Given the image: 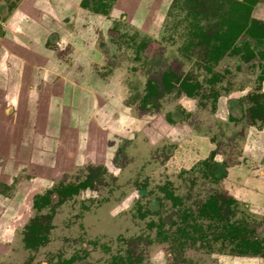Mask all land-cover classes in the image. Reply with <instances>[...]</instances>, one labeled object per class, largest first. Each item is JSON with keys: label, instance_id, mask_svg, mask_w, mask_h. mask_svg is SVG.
Returning a JSON list of instances; mask_svg holds the SVG:
<instances>
[{"label": "rangeland", "instance_id": "1", "mask_svg": "<svg viewBox=\"0 0 264 264\" xmlns=\"http://www.w3.org/2000/svg\"><path fill=\"white\" fill-rule=\"evenodd\" d=\"M16 1L0 0V15H6L8 7L10 9L11 4L15 5ZM132 1L134 0L117 1L114 5L115 12L111 14L115 15L116 22L114 18L108 17H103L96 26L91 22L87 31L89 34L86 32L87 41L82 40L77 52L69 45L63 49L64 51L62 49L58 51L62 60L68 56L73 63H77L80 69L84 70L80 73L74 70V78L84 79L99 93L104 90L106 104L100 107L102 111L108 109L109 100L112 104L114 103V88L108 87L109 83L106 84V88H103L100 83L117 76L122 84L123 90L116 94L122 95V101L119 98L117 101L121 102L122 111H125L126 116L119 119L121 109L118 107L114 110L115 112H111L110 119L105 120L106 124L101 123V127L92 129L104 134L105 137L103 149L100 150L102 151L99 156L100 161L92 163L85 161L73 168L68 166V169L66 166L58 165L55 170L48 165L43 166L42 162L40 166L34 167L22 162L13 163L11 168H2L1 164L3 162L5 164L7 160L2 159L0 155V173L2 170L8 171L7 174L0 176V264H55L58 258L66 259L80 254L89 255L91 264H105L109 255L117 254L119 251L122 254L126 253L125 247L130 245L131 238L134 239L135 235L139 234H145V236L150 234L146 227L147 222L151 220L159 222L165 217L166 222L172 224L177 218L174 211L177 207L163 198L161 190L156 187L152 190L150 182L147 185V194L140 201L143 207L148 203L152 211H156H150V214L143 212L145 217H141L139 211L137 214L129 208L125 209L130 206L132 199L122 198L126 195L130 196L129 193L133 191L136 182L139 179L144 180L145 176H148L150 181L154 178V184H161L163 176L172 178L171 189L175 193H182L180 206L185 205L193 211L215 190L223 195H233L237 200L232 204V210H228L225 214V218L231 222H240L247 217L249 226L254 231L252 236H264V216L254 215L247 209L250 207L258 211V206L261 205L262 201L252 195L257 192L254 188L257 187L256 184L249 186L242 184L243 175L237 177L239 175L236 171L229 179V183L219 182L218 184L209 182V179L203 177L199 171L184 173L174 153L178 146L186 145L187 147L190 144L186 131L191 128V133L195 136L213 137L214 140L217 137L222 144L219 143L220 146L216 150L222 154L223 151L232 147L234 153L230 157L233 164L240 159L243 160L244 156L241 152L248 139L247 130L244 129L250 125L248 114L245 111L238 112L235 114L237 117L230 122L229 119L223 121L214 119L211 116L213 100L210 98V91L215 90L227 95V105H230L231 101L241 99L245 107L249 104L248 100L251 101V95L259 94L260 84L257 76L261 67L255 65L257 60L245 63L239 54L227 53L214 67V71L221 73L223 79L214 83L212 89L209 88L206 79L210 74L203 67L204 49L188 45L194 39L193 33L189 30H193L190 25L193 23V15L198 21L199 19L203 21L205 31L212 33L217 30L221 17L226 13L223 2L179 0L172 18L167 19L165 30H162L161 34L144 39L142 48L137 50L136 43L142 41L147 28L154 31L158 29L154 25L148 26L150 18L146 20V26L144 21L146 16L143 15H146L145 11L136 10ZM130 7L133 9L130 10ZM136 18L141 19L135 21ZM65 21L67 22L65 25L71 30L72 19L66 18ZM128 21H132L135 25ZM81 26L85 27V24L81 23ZM76 37L77 35L74 34V42H78L75 40ZM238 40V44L243 43L242 38ZM114 42H117L118 46L116 52L113 48ZM85 43H89V52H86L85 48L82 53V44ZM251 47L257 53L264 51V40L261 43L251 42ZM73 51H75L74 54L70 55ZM68 62L70 63L69 60ZM166 71L198 78L202 83L200 93L189 98L185 97L176 86L169 91H164L159 85L156 91L157 97L152 100L150 114L146 116L139 114L138 112H142L140 104L147 90L148 81L158 83L161 74ZM261 98L259 99L262 100ZM222 104L225 109V103L222 102ZM99 109L96 111L98 112ZM234 109L233 106L230 111ZM187 110L190 112L187 113ZM96 115L97 113L92 118L95 119ZM168 115L174 118V122H166ZM131 116L138 118V122H131L129 120L132 119ZM125 122H131V125H126ZM258 124L260 122L257 121V126ZM161 137L163 139L158 142ZM150 140L154 143H150ZM195 143L194 147L198 148L200 145L195 146ZM200 143L205 144L204 141H198V144ZM200 148L205 150V146L203 148L201 145L199 153L202 152ZM262 153V157L254 154L253 157L255 156L256 159L249 157L251 162L264 164V152ZM181 157L185 158L184 155ZM168 159L171 163H166ZM187 167H189L188 164ZM50 169L54 170V173ZM253 169L259 177L258 173L262 170V166H253ZM181 174H185L182 179ZM194 174L197 177L194 178ZM84 179H89L93 186L89 190H81L70 199L60 198L56 192L58 186ZM249 187H253L250 189L254 192L247 193L245 189ZM155 194L159 200L153 198ZM44 196L49 199L45 203L41 202ZM33 199H37L40 203L33 204ZM33 222L47 228L44 244L34 250L22 246L24 230L27 233V225ZM207 222L203 221L204 225ZM7 231L10 232L8 237L10 242L5 243L8 239L6 238L8 234L5 236ZM118 236H122V242L119 241L121 239ZM115 239H118V242ZM139 242L136 250L144 256L142 264L232 263V258L226 254V249L222 253H211L196 245L186 248L184 254L173 257L161 246L152 244L144 247L145 242ZM102 244L108 245V253L99 249ZM83 246L88 249L87 252L84 251ZM219 247L220 243H215L214 251H217ZM161 249L160 261L155 263L151 258L157 254V250ZM258 256L260 255H256ZM246 261L253 262V259Z\"/></svg>", "mask_w": 264, "mask_h": 264}, {"label": "flooded vegetation", "instance_id": "2", "mask_svg": "<svg viewBox=\"0 0 264 264\" xmlns=\"http://www.w3.org/2000/svg\"><path fill=\"white\" fill-rule=\"evenodd\" d=\"M117 1L118 0H82V4L95 11L96 13H100L105 18H114L115 15L111 14L114 5L117 4ZM178 1L179 0H160L156 1L155 4L150 2L153 5L149 4L144 9L143 7L139 8L140 12H143L144 10L146 13V15L143 14L144 16H146V18H144L146 26V20L150 18V25L148 26L154 25L158 30L154 31L147 28V31L141 39L142 41L136 43L137 50L142 48L144 39L154 37L153 35L159 33L161 34L162 30H165L167 19L172 18L174 14L173 11L177 6ZM220 1L223 2L226 13L223 17H221V20L219 21V28L212 33L207 32L204 30L203 21L200 19L198 21L197 18H194L195 16L193 15V23L190 24L193 27V30H189V32L193 33L194 39H192L188 45H195L204 49L203 67L210 74L206 81L209 85V88L211 87V89L213 88L214 83L219 82L221 81V79H223L221 73L214 71V67L225 54H239L245 63L257 60L255 65L261 67L259 75L257 76L260 84V88L258 90L259 94L251 95V101L248 100L249 104L244 107L242 105L241 99L235 100L234 102L231 101L230 105H227L228 96L220 94L218 91L212 90L210 91V98L213 100V102L211 103L213 108L211 116L214 117V119L216 118L221 121L229 119L228 121L230 122V120L232 121L234 117H237L235 116L236 113L245 111L250 119V125H248L244 130H247L250 126H252V128L261 130L264 128V51L261 50L259 53H257L254 49H252L251 42L261 43L264 40V0ZM11 5L13 6V4ZM248 7L249 10L247 11ZM132 9L133 7H130V10ZM135 9L138 10L137 8ZM140 19L136 18L135 21H140ZM121 20L123 19L121 18ZM114 22H116V18H114ZM128 22H130L132 25H135L132 21ZM219 38H226L228 45L226 48L221 49V54L219 53L220 56H218V53H216L212 48L215 45H218ZM240 38L243 39V43L238 44L237 42ZM113 48L116 52L118 48L117 42H114ZM107 83H109L108 87L114 88L113 93L115 98H119V100L122 101V95L116 94L119 93L120 90H123L119 78L117 76H114L113 78L109 79V81L103 80L102 84L104 85V88L107 87ZM159 85L164 91H169L171 88H174L176 86L180 89L185 97L192 98L200 93L202 83L198 78L192 76L190 77L185 74H177L173 71L163 72L158 83L148 81L147 90L143 95L140 104V111L142 112H138L139 114L144 116L150 114V109L153 106L152 100L153 98L157 97L156 91ZM229 92L230 91H228V93ZM259 98H261L262 100H260ZM222 102L225 103V109H223ZM230 106H234L235 111H230ZM186 112L188 113L190 111L187 110ZM224 114L226 115L225 117ZM131 118L132 119H129L131 122L135 121V123H137L139 120L135 116H131ZM257 121L258 123L260 122V124H258L259 126H257ZM166 122L172 123L174 122V118L171 115H168ZM190 129L191 128L186 131L188 133L187 140L191 141L190 144H188L187 147L186 145L178 146L179 148L174 150V153L178 158L177 161H179L181 163V166L183 167L181 171L184 173L199 171V173H201L203 177L209 179V182L217 184L219 182L229 183V179L236 171V173L239 175L237 177L243 175L242 181L240 179L241 183L243 184V180H245L249 174V166L246 162V160L248 159V151H245V146L243 147V150L241 152V154L244 156L243 160L240 159L241 162L236 161L237 163L233 164L231 161V157L234 153L232 147L226 149V151H223L222 154V152L216 150V148L220 146L218 144H222L220 140L217 139V137H215L214 140L213 137L210 138L207 136H195L194 133H191ZM133 138H135V136ZM162 139L163 137L159 138L158 142ZM198 141H204L206 145L201 143L198 144ZM149 142L152 144L154 143L153 140H150ZM194 143L195 146L202 145L203 148L205 146V150L201 149V147L200 149L202 152L199 153L200 146L196 148L194 147ZM182 155H184L185 158L181 157ZM195 156H197V158H195ZM169 161L170 160L168 159L166 163H171ZM166 163L165 165H167ZM187 164L189 165V167H187ZM234 168L236 169L234 170ZM183 177H185V174L180 175L181 179ZM195 177H197V175L194 174V178ZM153 179L154 178H151L150 181L149 177L145 176L144 180L139 179L136 182L137 184L134 185L133 191L129 193L130 196L127 197L126 195L122 198L132 199L130 206L125 209L129 208V210L135 211L136 213L137 211H139V215L141 217H145V214H150V211H156H152V209L148 206V203L143 207L140 201V199L142 197H145V195L147 194V185L150 182V187L152 190H154V187L161 190L163 192V198L168 199L174 207H177L174 210L177 214V218L173 220L172 224L166 222L165 217L160 219L159 222H154L153 220L147 222L146 227L151 235H135V238H131V240L129 241L130 245L126 244L128 245L125 247L126 253L122 254L119 251L117 254L109 255L108 259L105 261V264H142L144 256H141V254L136 250L138 244L140 243L139 241L145 242L144 247H148L152 244L159 247L161 246L163 247L162 249L168 250L173 255V257H178L181 255V253L184 254L186 248L196 245L198 248H201L204 251H209L211 253H222L223 250L226 249V254L232 258V262L236 260L235 262H237L238 264H247L245 263V260H247L249 256H253V254H251L249 247L246 244L239 245L238 239L239 237H243L245 241L247 240V242H249L251 240H254L258 245V254H255V256H264V236H252V232L254 231L249 226L247 217L241 219L240 222H231L230 220L225 218V214L228 213V210L232 208V204L236 202L235 200H237L233 197V195H223L221 192L215 190L214 192H211L206 197V199L196 207L195 211H193L185 205L183 207L180 206L182 202V193L178 194L173 192V189H171L173 185L172 178L163 176L161 184H154ZM92 186L93 183H91L89 179H84L76 183H69L66 185L58 186L56 188V192L59 194L60 198L64 197L70 199L73 196L79 194L81 190H89ZM153 198L159 200L156 194L153 196ZM48 200V197L44 196L42 197L41 202L43 201L45 203ZM38 203L40 202L37 199H33V204L37 205ZM247 209L250 213L259 215L257 211H253V208L251 209L250 207H248ZM203 221L208 222L204 225ZM234 227L239 229L237 239H234L232 237L234 233ZM46 231V226L43 227L40 223L33 222L32 224L27 225V233H25L24 230L22 246L32 250L37 249L44 244V241L46 240ZM9 233L10 232L8 231L5 233V236L6 234H8L6 238L9 237ZM121 237L122 236H118L119 239H121ZM115 241L118 242V239H115ZM119 241L122 242L123 239ZM8 242H10L9 238L5 241V243ZM217 242L220 243V247L217 248V251H214L213 247ZM99 247V249H102V251L108 253L109 248L107 244H102ZM82 248L84 249V251H88V249H85L84 246ZM162 249L157 250V254H155L151 258L155 263H158L160 261L159 252L162 251ZM89 258L90 256H86L85 254L72 255L71 257L66 259L58 258L55 264H91V259Z\"/></svg>", "mask_w": 264, "mask_h": 264}, {"label": "crops", "instance_id": "3", "mask_svg": "<svg viewBox=\"0 0 264 264\" xmlns=\"http://www.w3.org/2000/svg\"><path fill=\"white\" fill-rule=\"evenodd\" d=\"M156 1L160 0H134L132 5L139 10ZM82 3V0H17L8 7L6 15H0V155L7 160L1 164L2 168L22 162L34 167L42 162L55 170L58 165L68 169L81 162L100 161L105 137L92 129L106 124L105 120L118 107L119 119L126 116L115 96L114 103L109 100L108 109L102 111L106 104L104 90L100 94L93 89L81 78L82 73L81 79L74 78L75 71L84 70L70 57L67 60L59 57L58 51H64L67 45L77 52L82 40L87 41L91 22L96 26L103 20L100 13ZM66 18L72 19L71 30L65 25L69 22ZM72 34L77 35L78 42L73 41ZM85 48L89 52V43L82 44V53ZM247 138L244 146L248 151L249 174L243 184L257 185L254 187L257 192L252 195L263 202L257 213L264 215V164L251 162L249 158L256 159L254 154L261 156L264 152V128L248 127ZM253 166H262L259 177ZM7 173L2 170L0 176ZM250 188L253 187L245 191L254 192ZM247 259H253V262L245 260L247 264H264V256ZM235 261L231 264H238Z\"/></svg>", "mask_w": 264, "mask_h": 264}, {"label": "trees", "instance_id": "4", "mask_svg": "<svg viewBox=\"0 0 264 264\" xmlns=\"http://www.w3.org/2000/svg\"><path fill=\"white\" fill-rule=\"evenodd\" d=\"M249 10V7L247 8V11ZM228 45H227V39L226 38H219L218 39V45H215L214 47H212L216 53H218L217 55L220 56L221 54V49L223 48H226ZM220 53V54H219ZM47 200V199H46ZM214 204V202H213ZM238 228H233V238L234 239H237L238 238ZM238 242H239V245H242V244H246L248 247H249V250L251 252V254L255 255V254H258V245L256 244V242L254 240H251L249 242H247V240L245 241L243 237H239L238 239ZM244 242V243H243Z\"/></svg>", "mask_w": 264, "mask_h": 264}]
</instances>
